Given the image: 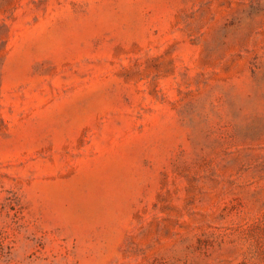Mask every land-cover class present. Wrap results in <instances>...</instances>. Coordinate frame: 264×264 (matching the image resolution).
Returning a JSON list of instances; mask_svg holds the SVG:
<instances>
[{
	"label": "rangeland",
	"instance_id": "1",
	"mask_svg": "<svg viewBox=\"0 0 264 264\" xmlns=\"http://www.w3.org/2000/svg\"><path fill=\"white\" fill-rule=\"evenodd\" d=\"M0 264H264V0H0Z\"/></svg>",
	"mask_w": 264,
	"mask_h": 264
}]
</instances>
